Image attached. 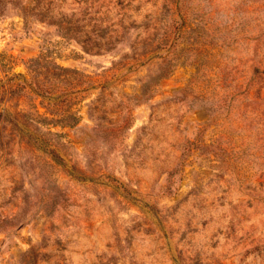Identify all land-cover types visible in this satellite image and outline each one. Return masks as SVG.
Masks as SVG:
<instances>
[{
  "label": "rangeland",
  "instance_id": "rangeland-1",
  "mask_svg": "<svg viewBox=\"0 0 264 264\" xmlns=\"http://www.w3.org/2000/svg\"><path fill=\"white\" fill-rule=\"evenodd\" d=\"M0 264H264V0H0Z\"/></svg>",
  "mask_w": 264,
  "mask_h": 264
},
{
  "label": "trees",
  "instance_id": "trees-1",
  "mask_svg": "<svg viewBox=\"0 0 264 264\" xmlns=\"http://www.w3.org/2000/svg\"><path fill=\"white\" fill-rule=\"evenodd\" d=\"M130 1H131V0H129V2H130ZM127 4H129V3L127 2L126 5H127ZM50 17H52V16H50ZM49 19H50V18H49ZM51 19H53V18H51ZM53 21H55V22L58 23L59 20L57 21V20L54 19ZM114 41H115V40H114ZM111 43H113V41H111V38L109 37L108 39L105 40V42H104L103 45H105L106 49H110V48L112 47V46H111V45H112ZM83 45H84L85 48H88L84 43H83ZM100 45H101V44H97V45L95 46V48L99 50V49L102 47V46H100ZM144 53H145V52H144Z\"/></svg>",
  "mask_w": 264,
  "mask_h": 264
}]
</instances>
